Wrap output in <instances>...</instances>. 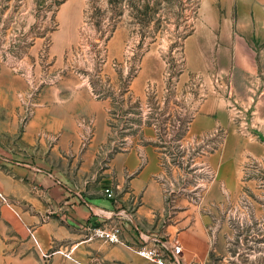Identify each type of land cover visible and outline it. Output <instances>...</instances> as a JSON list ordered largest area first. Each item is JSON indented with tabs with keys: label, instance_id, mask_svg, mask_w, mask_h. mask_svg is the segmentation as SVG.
Returning a JSON list of instances; mask_svg holds the SVG:
<instances>
[{
	"label": "rangeland",
	"instance_id": "rangeland-1",
	"mask_svg": "<svg viewBox=\"0 0 264 264\" xmlns=\"http://www.w3.org/2000/svg\"><path fill=\"white\" fill-rule=\"evenodd\" d=\"M202 2L0 0V167L37 157V140L24 133L43 87L87 88L104 102L112 153L150 146L165 207L169 199L179 220L187 211L185 228L202 219L208 264H264V134L256 110L246 111L232 89L231 60L206 61V72L187 60ZM203 41L198 47L207 49ZM210 95L229 102L238 138L229 141L220 126L195 131L192 121ZM84 128L83 148L94 116ZM242 147L255 155H224ZM60 150L58 164L69 157ZM234 172L239 186L228 184ZM101 182L118 196L111 181Z\"/></svg>",
	"mask_w": 264,
	"mask_h": 264
},
{
	"label": "crops",
	"instance_id": "crops-1",
	"mask_svg": "<svg viewBox=\"0 0 264 264\" xmlns=\"http://www.w3.org/2000/svg\"><path fill=\"white\" fill-rule=\"evenodd\" d=\"M202 9L199 25L187 40L194 44L187 60L199 72L208 70L206 61L231 60L225 70L231 73L232 89L246 111L256 110L259 133L264 134V0H203ZM205 38L208 48L200 49ZM67 43L59 46L64 49ZM62 89L43 87L27 124L24 138L37 140V157L0 167V193L7 200L0 196V264H152L131 249L139 245L138 231L114 215L118 210L131 211L145 232L177 237L184 264H208L202 219L185 228L187 211L179 220L182 214L165 207L159 170L151 162L154 150L133 147L112 153L104 102L87 88ZM234 114L226 99L210 95L201 101L192 125L199 134L220 126L232 141L238 138ZM91 116L96 128L83 148L84 125ZM242 141L246 145L245 137ZM60 147L69 157L58 164ZM252 151L227 149L224 155L244 158L255 155ZM143 156L151 158L145 165ZM101 180L111 181L118 196L108 198L104 188L111 184L97 187ZM227 181L242 183L235 172ZM115 224L121 226L124 244L91 238L95 225Z\"/></svg>",
	"mask_w": 264,
	"mask_h": 264
},
{
	"label": "built area",
	"instance_id": "built-area-1",
	"mask_svg": "<svg viewBox=\"0 0 264 264\" xmlns=\"http://www.w3.org/2000/svg\"><path fill=\"white\" fill-rule=\"evenodd\" d=\"M104 193L108 198L113 199L115 197V192L111 185L104 188ZM0 196L7 202L1 193ZM167 200V206L171 208V201ZM114 215L124 217L131 224L132 229L138 231L139 245L134 248L131 247L137 255L152 264H184L183 247L177 237L159 236L141 230L131 211L124 210L122 212V210H118ZM91 238H98L109 243H123L120 224L93 227L91 229ZM67 255L69 256V254Z\"/></svg>",
	"mask_w": 264,
	"mask_h": 264
}]
</instances>
